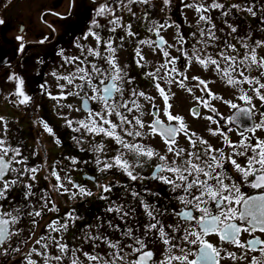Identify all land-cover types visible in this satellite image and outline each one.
Segmentation results:
<instances>
[{
    "label": "snow or ice",
    "instance_id": "obj_1",
    "mask_svg": "<svg viewBox=\"0 0 264 264\" xmlns=\"http://www.w3.org/2000/svg\"><path fill=\"white\" fill-rule=\"evenodd\" d=\"M151 3L152 0H104L99 3L95 17L106 19L103 23L95 17L92 19V28L84 37L85 40H90L91 46L78 43L76 47L79 55L71 57H65L63 51L59 53L64 57L65 64L72 65L67 70V75L52 72L60 90L59 95L48 93L47 87L41 85L56 102L57 108L72 110L71 103L60 104L59 101L68 97L79 98L82 107H77L75 111L80 112L84 118L75 121L67 117L64 119L67 127L79 134L71 139L80 146V150L97 153L95 163L101 173L117 169L126 175L128 181L141 183L140 190L135 187L124 188V194L131 196L134 203H117L105 195L111 193L115 185L100 183L94 175H90L88 179L95 181L98 190L94 193L74 182L72 169H63L65 175L61 177L55 165H52L46 179L55 178L57 183L50 184L51 189L58 193L63 192L73 200L98 194L101 200L108 201L105 211L114 214L116 220L123 221L124 226L115 223L114 219L103 220L97 217L98 223L95 226L88 225L82 233L81 242L89 244V249L70 247L66 242H61L62 238L57 239L51 235L67 232L69 220L74 224L81 219L74 210L69 211L62 219H53L46 225L47 234L34 240V244L39 245L42 250L33 247L30 253L22 257L21 264L24 259L27 264H40L39 258H42V264H50V261L63 264L65 259L68 264H221L222 259L264 264V193L248 195L241 190L242 185L250 189L264 190V139L256 135L258 129H264V120L253 122L250 127L245 128L238 143H233L219 128L215 131L209 129L213 136L218 133L223 136L224 146L213 147L208 140L201 139L195 132L189 133L182 116L171 113L170 96L162 86V83L167 86L178 84L180 88H185L188 77L182 68L195 61L204 69L211 67L228 85L253 86L250 91L264 101V82H261L264 77V56H258L257 52L264 48V39L253 40L251 30L245 35L234 36L238 32L237 27L228 19L222 20L223 26L218 27L212 16L213 10H219L222 17H230L233 9L236 12H247L253 17L257 13L251 4L247 7L231 4L226 9L225 4L218 0H211V3L207 0H181L183 8L194 9L197 14L195 25L190 26L195 29L190 33L191 40L180 31L181 25L174 21L157 23L150 20L146 30L154 33L158 39L137 40L134 56L139 58L135 60L136 66L143 70L148 68V62L141 54L140 45L158 49L162 54V63L153 64L152 71L142 72V76L149 78V82L163 98L162 103L166 107L163 109L164 118H161V108L153 103L154 97L133 86L135 77L130 75L127 66L119 64L117 57L118 49L123 48L126 37L137 36V32L132 30L133 25L122 23V16L117 13L123 9L135 17L136 12L132 5ZM160 3L162 6H169L172 0H160ZM142 19H150L147 9L144 10ZM261 21L264 22V17H261ZM2 23L3 20H0V24ZM224 26L227 27V32ZM166 27L177 29L173 43L168 42L161 34ZM118 30L122 34H118ZM102 32L105 34L102 35ZM163 45H167V48L161 47ZM168 48H174L179 55L172 56ZM181 59H184L185 64L177 67V62ZM254 72L258 75H252ZM176 76L181 79L176 80ZM10 79L17 82L16 95L20 97L18 102L21 105L29 102L31 97L23 90L25 81L17 76H11ZM192 79L198 81L197 86H203L200 89L202 92L207 91L205 80L199 77ZM69 86L71 90H68ZM188 91L191 92L192 88L189 87ZM240 91L243 93L240 99L251 103L252 97L243 88ZM141 98L148 102L147 107L141 102ZM196 99L205 108H210L204 97ZM89 102H95L94 106L89 107ZM225 103H230L233 109L238 107L231 101ZM211 111L216 112V109L211 108ZM240 111L249 119L254 115L252 109L241 108ZM190 113L199 118V105L190 109ZM260 114L264 116V111ZM204 119L218 124L211 115ZM230 119L236 120L238 116ZM41 123L47 133L55 135L48 123ZM86 134L88 137H107L114 141L118 146L114 148L115 155L101 159L99 154L106 155L108 151L106 143L86 140ZM181 134L187 139L188 147L178 145L177 137ZM146 135H158L165 150L158 151L147 143L136 142L137 138ZM253 140L255 143H252ZM55 143L60 144V140L56 139ZM86 143L89 147H84ZM237 158H243L244 162H238ZM77 163L79 161L71 158V164ZM27 165L28 158L23 155L21 148L0 138V247L5 244L11 246L12 239L20 231L16 229V225L20 221L21 207H15L11 202L7 206L3 203L9 200L10 191L22 186L26 204L30 197L36 196L34 183H25L23 178L36 181L35 174L41 168L39 165ZM145 166L149 169L147 177L143 174ZM233 171L239 180L232 175ZM145 179L162 184L169 190L165 204L159 203V192L143 186ZM61 181L71 185L76 191H71ZM142 193L155 199H146ZM40 200L42 203L37 210H32V205L28 204L29 210L26 212L33 225L29 230L32 234L35 232L36 218L42 217L45 211L53 214L59 211L46 195H41ZM173 202L176 208L166 206ZM9 207L11 210H8ZM137 207L142 210L145 218L142 224L136 215ZM167 216L173 217L172 222L165 220ZM129 218L141 229L139 235L136 234L138 229L133 227ZM242 234H247V238L242 240ZM213 235L218 237L220 244L239 249L240 254L229 251L228 247L214 245L209 239ZM156 245L161 248L159 257L155 253ZM53 248L56 252L50 255L49 250ZM12 250L20 251L19 248ZM32 253L38 259H33Z\"/></svg>",
    "mask_w": 264,
    "mask_h": 264
},
{
    "label": "flooded vegetation",
    "instance_id": "obj_2",
    "mask_svg": "<svg viewBox=\"0 0 264 264\" xmlns=\"http://www.w3.org/2000/svg\"><path fill=\"white\" fill-rule=\"evenodd\" d=\"M101 2H104V0H0V20H3V23L0 24V118H2L0 119V138L6 139L13 146L21 148L23 155L28 158L27 166L39 165L41 168V170L35 174L37 176L36 181H29L27 177L23 178L25 183H34L35 187L33 190L36 192V196L30 197L26 204L22 195L23 188L22 186H18L10 191L9 200L3 202L6 206L11 202L13 206L21 207L22 211L20 213V221L16 225V229L20 230L19 235L12 239L11 246L5 244L0 247V264H21L22 257L30 253L33 247L37 248V250H42L39 245L34 244V240L41 235L47 234L45 228L51 220L57 218L62 219L67 212L72 210H74L75 214L81 219L74 224L69 220V229L67 232L51 233V235L55 236L57 239L62 238L61 242H66L70 247L77 246L84 250L89 249V244L81 242L83 239L82 233L87 229L88 225L95 226L98 223L97 217L103 220L114 219L115 223L120 224L121 227L124 226L123 221L116 220L114 214L105 211L108 201L101 200L98 194L92 197H77L73 200L63 192L58 193L53 191L50 184H56L57 181L55 178L49 180L46 179V177H48L51 170L50 165H54L57 161H59L57 164L60 168H56V170L61 177L65 175L63 168L74 169V171H71L74 182L85 186L94 193H97L98 190L95 187V181L88 179L90 175H94L100 183L110 186L115 185L113 191L111 193H105V195L110 196V198L117 201V203H134L131 196L124 194L125 187H135L137 190L141 188L140 182L128 181L126 175L122 174L117 169L101 173L97 169L95 163L97 153L81 151L80 146L71 139L72 136L79 134L72 132L71 129L67 127L64 117L73 121L84 118L80 112L75 111L77 107H82L79 98L68 97L66 100L62 99L59 101L60 104L71 103L73 106L72 110L68 108H57L56 102L53 101L51 96L41 87V85H45L48 93L59 95L60 90L56 86L52 72L55 71L57 75H67V70L72 67V65L64 63V57H61L59 53L63 51L65 57H71L79 55V49L76 47L78 43L82 46H91L90 40H85L84 37L87 36L89 29L92 28V19L95 17V11ZM185 2H189V0H185ZM218 2L224 3L226 9L230 7L231 4H241L244 7L251 4L253 10L257 13V15L253 17L247 12H236V10L233 9L230 17H222L219 14V10H213L212 16L218 27L223 26L221 24L222 20L228 19L233 26L238 28V32L233 34L234 36L245 35L251 30L250 35L253 40L256 39L255 34H263L262 37L264 39V22L261 21V17H264V0H218ZM159 3L160 0H152L150 5H132L133 11L136 12L135 17H132L123 9L117 13V15L122 16V23H131L133 25L132 30L137 32V36L135 37H126L123 48L118 49V62L123 51L124 53H129V61L127 60V63H129V69L132 70V76L136 77L138 82H140L137 87L141 90L143 87L151 89L158 97H160L159 93L149 82V78H144L142 81L139 76L133 74V71L138 69L139 75L144 72V69H140L135 64V60L139 59L134 56L136 41L139 39H158L155 37L154 33H148L146 28L149 26L150 20H155ZM209 3H211V1ZM177 6H182L181 0H172V3L169 5L172 9H175ZM145 9H147L150 17L148 20L142 19ZM193 16L197 19V14L194 9ZM95 18L102 23L105 22L106 19L103 17ZM171 20L180 24L181 29L186 33L192 31L191 28H188L189 24L185 23L181 17ZM195 23L196 21L194 25ZM224 28L227 32V27L224 26ZM101 34L104 35L105 33L102 32ZM118 34H122L120 30H118ZM186 35L189 39L190 35ZM220 35L223 34L220 33ZM18 37H22V39H17ZM91 39H94V37ZM232 42L236 43L235 40ZM21 45H23L22 51ZM164 47L167 48V45ZM237 47H239V45H237ZM140 48L141 53L159 52L158 49L150 47L145 50L144 45H140ZM152 70V65H148L147 71ZM11 76H17L25 81L23 90L31 97V100L26 104L21 105L18 102L20 97L16 95L17 82L11 80ZM60 83L65 82L60 81ZM224 83L227 86L226 89H233L232 85H228L226 81ZM195 85L196 87L194 86V90L191 91L192 95L195 94L197 89L203 87L202 85L197 86V81H195ZM189 87L191 86H187V90ZM252 87L253 86L247 84H241V86L237 85L231 90L232 93L230 94H227L224 90L218 91L217 89L216 92L201 91L197 97H204L210 104V108H205L198 100L192 103L193 98L191 97L192 100L189 98L188 101H185V103L188 102L191 104L188 105L186 112L181 114L174 113V104H176L177 100L173 101L170 97L169 103L172 105L170 111L173 115H180L184 118L189 133L195 132L201 139L208 140L213 147L224 146L223 136L219 133L213 136L209 129L215 131L219 128L220 132L227 134L228 138L233 143H238L240 139H242L241 132L245 128L250 127L253 122L259 123L264 120V116L260 114L264 111V101H261L254 92L250 91ZM241 88L252 97L251 103L240 99V96L243 95L240 91ZM68 90H71L70 86ZM165 91L168 93L166 87ZM262 94H264V90H262ZM215 97H220V99H216ZM162 99L163 98L160 97L161 102L157 106L161 108V118H164L163 109L166 106L163 105ZM225 101L236 103L238 107L233 109L231 108V104L225 103ZM185 103H183V105H185ZM94 104L95 102H89V107H93ZM198 105L200 107L199 118L194 117L190 113V109ZM211 108H215L216 112H212ZM241 108L252 109L254 113L252 119H249L247 115L242 113L240 111ZM209 115H211L214 120L218 121V124H212L210 121L204 119V117ZM236 116H238V119H230V117ZM41 121L48 123L49 126L53 128L55 135L46 134ZM73 126L75 127L76 125L74 124ZM229 129H231V131H229ZM36 133L45 134L43 139L39 138L40 144H43L44 140L50 143L52 146L51 152L58 156L56 161H40L36 156L40 149L38 148V144L31 139L33 134L35 135ZM256 135L264 139V129H258ZM153 137L158 140L154 146L149 145L142 138H137L136 142L142 144L147 143L148 146L154 147L158 151H164L165 145L161 138L158 135H153ZM104 138L88 137L87 134L85 135V139H91L93 143L97 141L103 143ZM56 139L60 140V144L55 143ZM106 139L109 140L106 141V145L110 150L106 155L103 153L99 154L101 159H108L114 156V148L118 147L114 144V141H111L109 138ZM177 142L180 147L189 146L183 134L177 137ZM252 143H255V140H253ZM197 146L199 147V145ZM84 147H89V145L86 143ZM225 150L228 151L227 148ZM126 151L127 150H125V152ZM65 153L68 154L66 164L72 167H63L65 164ZM71 158H75L79 163L76 165L71 164ZM237 159L240 163L244 162L243 158ZM75 166L78 167L73 168ZM17 167H19V165H17ZM143 174L146 177L149 175L147 166H145ZM232 175L239 180V177L234 171ZM61 182L64 183V181ZM143 186L160 193V204H165V201L168 200L169 190L162 184L152 182L150 179H145L143 181ZM68 188L71 191H76L71 185H69ZM241 190L248 195H259L264 193V190L250 189L244 185H242ZM41 195H46L58 207L59 211L55 214L45 211L42 217L36 218L37 224L35 225V232L32 234L29 230L33 225L31 223V218L26 215V212L29 210L28 204L32 205V210H37L39 208L40 203H42L40 200ZM142 195H144L146 199H155L154 197H149L146 193H142ZM166 206L176 208L174 202ZM8 210H11V208L9 207ZM136 215L140 224H142L145 218L139 207H137ZM165 220L167 222H172L173 217L167 216ZM129 222L133 224V227L138 229L136 234L139 235L141 230L139 226L133 223L131 218H129ZM246 238L247 234H242V240ZM209 239L218 247H228L229 251H236L238 255L240 254L239 249L220 244L218 237L215 235L209 237ZM13 248H19L20 251L15 252L12 250ZM55 252L56 250L54 248L49 250L50 255L55 254ZM160 252V246L156 245L155 253L157 257L160 256ZM223 255L224 253H222V256ZM250 255L251 254H249V256ZM32 258L38 259L35 253H32ZM39 259L40 264H42V258ZM23 264H27L26 259L23 260ZM50 264H56V262L50 261ZM63 264H68L67 259L63 261ZM221 264H249V262L240 260L233 262L230 259H222Z\"/></svg>",
    "mask_w": 264,
    "mask_h": 264
},
{
    "label": "rangeland",
    "instance_id": "obj_3",
    "mask_svg": "<svg viewBox=\"0 0 264 264\" xmlns=\"http://www.w3.org/2000/svg\"><path fill=\"white\" fill-rule=\"evenodd\" d=\"M210 1L211 0H207L208 3ZM162 7H163V10H161ZM179 17H181L185 23L189 24L188 28H191L192 31L194 30V27H190V26H193L194 22L196 21L195 17L193 16V9L183 8V6H177L175 9H172L169 6H162L161 3H159V7H158V10L156 12V17H155V21L157 23H162L165 21H167L168 23H172L173 21L171 19H174V18L177 19ZM176 31H177V29L174 27H166L165 29H163L161 31V34L166 38V40L168 42L173 43L174 42V33ZM180 31H182V33L185 35L186 38H188L186 34L190 35V33L192 32V31H188V33H186L181 28H180ZM225 32H226V30H225ZM218 35H220V33H218ZM262 35L263 34H255V37H256V39H263ZM189 39H191V36ZM164 46H162V47H164ZM148 47L149 46L144 45L145 50H147ZM168 50L170 51V54L172 56L179 55V53L174 48H168ZM257 52H258V56H263L264 55V48L258 49ZM141 54L146 58L149 66L163 62L162 54H160L159 52L158 53H141ZM127 60L129 61V53H124V51H123L122 54L120 55L119 63L123 66H127V69L129 71L130 75L132 76V73H131L132 70L129 69V63H127ZM184 64H185L184 59H181L177 62V67H181ZM169 68H171V65H169ZM144 71H147V69H144ZM182 71L188 77V79L185 82V85H186L185 88H183V89L180 88L178 84H173L171 86H167V85L162 83V85L166 87V89H167L170 97L172 98V100L173 101L177 100L176 104H174V113L175 114H181V113L186 112L188 105L191 103H188V102L185 103V101H188L189 98H190V100H192V98H193L192 103L195 102L197 100L196 99L197 95L201 92L200 89H197L195 94L192 95L191 92H189L187 90V86H191L192 91L196 87L195 81H197V80H193L192 79L193 77H199L200 79L205 80L206 84L208 86L207 91H215L216 92V89H217L218 91L224 90V92H226L227 94H230V93H232L231 90L234 89V87L231 90L226 89L227 86L224 83L226 80L221 79L220 76H218L212 70L211 67L208 69H204L203 66L199 65L195 61H193L191 64H188L187 66H183ZM133 74H135V76H139L140 80H142V81L144 78H147L146 76H142V73H140V75H139L138 69H135V71H133ZM252 75H258V73H252ZM175 78H176V80H180L181 77L176 76ZM237 78L240 79L238 76H237ZM190 81H192V82H190ZM261 81H264V77L261 78ZM139 83L140 82H138V80L135 77V82H134L133 86L137 87L139 85ZM191 83H193V84H191ZM240 86H241V84H240ZM169 88H170V91H169ZM138 90H141V89L138 88ZM142 90H144L146 92V94L154 97L153 103H155L156 105L160 104V102H161L160 97H158L156 93L152 92L151 89H146L145 87H143ZM141 102L144 103L145 106L147 107V105H148L147 101H143L141 98ZM183 103H185V105H183ZM46 134H47V132H46ZM44 135L45 134L42 135V134L36 133L35 135L33 134V137L31 138L32 141H35L36 144H38V148L40 149L39 153L36 154V156L39 158L40 161H47V160L48 161H56L58 159V156L55 153L51 152L52 146L50 145V143H47L44 140V143L40 144L39 138L43 139ZM106 138L103 139V143H106V141H109ZM126 139L130 140L131 138L126 137ZM142 139L151 146H154V144H156L158 141L157 139H154L153 136L148 137L147 135L145 137H143ZM109 150L110 149L108 148L107 153L109 152ZM67 156H68V154L65 153V164L63 165V167H72L71 165L66 164ZM54 165L56 166V168H60V166L57 163H55ZM50 166H52V165H50ZM77 167L78 166H75L73 168H77ZM72 171H74V169H72ZM64 183H65V187H69V185L66 182H64Z\"/></svg>",
    "mask_w": 264,
    "mask_h": 264
},
{
    "label": "water",
    "instance_id": "obj_4",
    "mask_svg": "<svg viewBox=\"0 0 264 264\" xmlns=\"http://www.w3.org/2000/svg\"><path fill=\"white\" fill-rule=\"evenodd\" d=\"M164 46V45H163ZM162 47V46H161Z\"/></svg>",
    "mask_w": 264,
    "mask_h": 264
}]
</instances>
